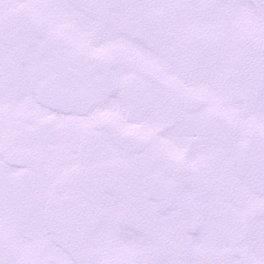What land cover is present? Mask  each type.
<instances>
[{"label": "snow or ice", "instance_id": "6c2138e0", "mask_svg": "<svg viewBox=\"0 0 264 264\" xmlns=\"http://www.w3.org/2000/svg\"><path fill=\"white\" fill-rule=\"evenodd\" d=\"M0 264H264V0H0Z\"/></svg>", "mask_w": 264, "mask_h": 264}]
</instances>
